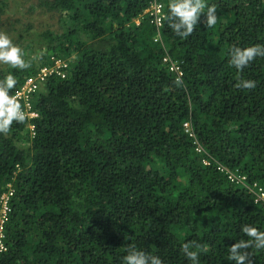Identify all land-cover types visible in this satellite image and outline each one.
<instances>
[{"label": "trees", "instance_id": "16d2710c", "mask_svg": "<svg viewBox=\"0 0 264 264\" xmlns=\"http://www.w3.org/2000/svg\"><path fill=\"white\" fill-rule=\"evenodd\" d=\"M9 2L0 0V28ZM169 2L159 42L142 17L149 0L43 1L63 30H15L34 61L0 63V80L17 81L9 95L59 60L67 75L29 96L36 118L0 134V196L14 190L0 264H122L130 247L190 264L191 241L199 264H234L228 248L248 239L242 226L264 230L254 196L228 179L264 188V57L239 74L228 62L232 46L264 45V0H205L216 24L202 13L183 39L169 27ZM239 79L255 87L237 88ZM246 251L264 264V249Z\"/></svg>", "mask_w": 264, "mask_h": 264}, {"label": "clouds", "instance_id": "9594fccd", "mask_svg": "<svg viewBox=\"0 0 264 264\" xmlns=\"http://www.w3.org/2000/svg\"><path fill=\"white\" fill-rule=\"evenodd\" d=\"M167 20L170 29L181 39L189 37L203 13L205 26L210 28L217 22L216 6L207 5L205 0H170L168 3ZM23 52L19 46L13 43L10 36L0 31V63L8 64L15 69H25L30 65L23 58ZM229 64L237 73L247 68L256 57H264V45L255 44L247 47L232 46L229 50ZM17 81L12 73L0 80V134L7 133L13 122L22 123L26 119L25 111L15 96L9 95ZM237 88L252 89L255 82L250 79H239L235 84ZM241 231L247 240L235 241L228 248V260L234 264H250V253L246 250L250 247L264 249V230L251 224L242 226ZM202 248L195 241L182 245V251L190 264H199V256ZM122 264H163L157 255L149 254L135 247H130L122 258Z\"/></svg>", "mask_w": 264, "mask_h": 264}, {"label": "built area", "instance_id": "2783aa9c", "mask_svg": "<svg viewBox=\"0 0 264 264\" xmlns=\"http://www.w3.org/2000/svg\"><path fill=\"white\" fill-rule=\"evenodd\" d=\"M163 0H149V6L143 14V18L147 17L151 20V23L157 28V34L154 38L155 42H159L161 36V29L164 27L165 12H164ZM140 24L138 21L137 25ZM164 63L169 67L170 72H174L179 78L182 76L180 67L173 63L168 58H164ZM66 62L59 60L51 68H41L33 76L26 78L25 83L20 87V89L15 93V97L18 101L23 102V110L25 111L26 119L33 120L38 115L33 110V105L29 100V96L37 91L43 82L50 76L57 74L61 78H65L67 75ZM187 131L189 132L190 125L185 124ZM33 135V126L30 127ZM200 152L201 150L198 149ZM205 165H209L208 162H204ZM222 172H227L224 168H221ZM228 179L239 186H242L250 191L254 196V203L259 206L264 211V188L259 184H249L246 176H240L233 173H228ZM14 196V190L11 184L7 185L5 192L0 196V255L7 251V246L5 243L6 233L5 228L8 223L10 214L12 212L11 200Z\"/></svg>", "mask_w": 264, "mask_h": 264}, {"label": "rangeland", "instance_id": "374dc122", "mask_svg": "<svg viewBox=\"0 0 264 264\" xmlns=\"http://www.w3.org/2000/svg\"><path fill=\"white\" fill-rule=\"evenodd\" d=\"M9 13L3 17V27L0 31H6L10 38H17L15 30H24L28 25L38 30L40 27L43 29H51L54 32H61L63 30L64 19H61L58 14L48 12L46 8L40 6L43 1L49 0H9ZM20 20V22L18 21ZM42 29V30H43ZM19 46L18 44H16ZM34 55L30 58L32 59ZM25 59L26 63L32 60Z\"/></svg>", "mask_w": 264, "mask_h": 264}, {"label": "crops", "instance_id": "0c3cea01", "mask_svg": "<svg viewBox=\"0 0 264 264\" xmlns=\"http://www.w3.org/2000/svg\"><path fill=\"white\" fill-rule=\"evenodd\" d=\"M138 23V21H136V24Z\"/></svg>", "mask_w": 264, "mask_h": 264}]
</instances>
